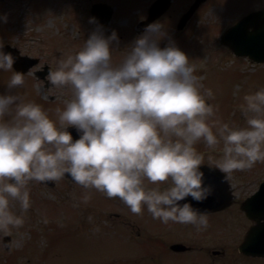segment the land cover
Masks as SVG:
<instances>
[{
	"label": "clouds",
	"instance_id": "clouds-1",
	"mask_svg": "<svg viewBox=\"0 0 264 264\" xmlns=\"http://www.w3.org/2000/svg\"><path fill=\"white\" fill-rule=\"evenodd\" d=\"M163 27L159 21L149 23L119 64L112 61V41L119 39L115 30L109 36L93 31L80 50L60 59L48 79L74 89L65 107L56 109L63 127L41 104L12 92L0 94V229L23 223V216L11 210L10 198L29 208L31 180H59L70 173L86 188L119 196L135 213L142 214L146 205L165 224L205 231L208 210L185 199L203 201L214 192L205 182L204 154L196 142L203 138L215 146L222 138L216 166L225 179L264 161V87L244 95L246 126L225 122L214 132L209 118L216 108L201 92L187 53L172 44L159 46ZM15 60L0 39V69H13ZM24 82L25 73L15 70L8 88ZM206 93L214 95L210 88ZM69 125L76 126L79 138L73 139ZM145 178L156 186H146Z\"/></svg>",
	"mask_w": 264,
	"mask_h": 264
},
{
	"label": "rangeland",
	"instance_id": "rangeland-1",
	"mask_svg": "<svg viewBox=\"0 0 264 264\" xmlns=\"http://www.w3.org/2000/svg\"><path fill=\"white\" fill-rule=\"evenodd\" d=\"M95 1H105L114 7L104 35L109 36L113 30L117 32L119 39L112 41V61L114 65L119 64L136 37L145 32L138 33L136 25L146 17L147 7L153 0H0V39L16 45L24 54L40 58L39 65L31 71L44 63L55 69L60 59L74 55L90 34L97 31L90 13ZM192 2L173 0L168 11L156 20L164 26L158 44L160 47L172 44L189 56L199 77L201 92L216 108L209 118L214 132L225 122L234 127L246 126L242 111L244 95L264 87V63L235 56L220 44L219 36L243 15L262 8L264 0H206L180 31L176 24ZM4 16L6 20L2 18ZM9 70L0 69V94L12 92L25 101L41 104L58 127L61 122L56 109L64 108V101L74 96L72 86L52 83L46 86L31 72L25 75L24 84L9 89L12 75ZM209 88L214 93L211 97L206 93ZM9 118L5 116V119ZM199 141L194 145L198 151L201 147L209 149L199 151L204 154L203 163L216 164L223 155L222 138L215 146L207 145L203 138ZM62 178L56 180L59 182L53 188L44 181L31 180L27 185L30 191L27 209L21 208L19 200L10 198L11 210L23 216V223L0 229V264L171 263L173 256L165 242L170 239V227L173 232L180 231L177 225L172 226L174 222L165 224L154 218L145 205L139 216L148 224L139 225L140 229L119 224L123 220L131 221L122 208L126 203L95 188L76 186ZM260 178H264V161H257L248 169L235 170L230 175L240 200L257 188ZM159 184L170 183L161 181ZM83 208H90L93 213L87 223L77 212ZM234 212L236 216L242 215L240 208L235 207ZM250 225L242 228L239 240L234 243L235 249ZM59 230L61 233L55 240L53 235ZM133 230L137 239L125 234ZM5 235H10L11 239L4 241ZM239 257L241 261L237 264H264L261 257Z\"/></svg>",
	"mask_w": 264,
	"mask_h": 264
},
{
	"label": "water",
	"instance_id": "water-1",
	"mask_svg": "<svg viewBox=\"0 0 264 264\" xmlns=\"http://www.w3.org/2000/svg\"><path fill=\"white\" fill-rule=\"evenodd\" d=\"M171 0H156L153 6L149 10V17L147 20L139 23L140 31L144 30L146 26L154 19L163 14L170 6ZM204 0H196L190 7V9L182 16L178 24L179 28H182L187 20L194 13L200 2ZM92 12L95 15V20L99 26V31L103 32L105 22L109 21L112 14L111 8L108 5L97 3L93 5ZM221 42L226 44L236 55L248 56L252 61L264 62V7L258 11L249 13L238 21L235 25L227 29L221 36ZM4 51L12 52L16 57L14 67L22 72H28L29 69L38 62L36 58H30L29 56H19L18 50L11 48L10 46H4ZM50 67L47 66L45 70L36 71L35 73L40 78H45L46 73L50 71ZM76 128V126H75ZM201 169L206 170L212 177H218L219 170L216 168L201 166ZM213 171V172H211ZM218 173V174H217ZM219 179L222 180L221 177ZM223 184L227 188L226 179L223 178ZM224 195L222 203H219V207H225L230 202V193L226 190H222ZM188 200L187 198H185ZM184 201H181L183 203ZM193 203V202H192ZM194 204V203H193ZM218 204V203H217ZM209 208V207H206ZM243 208L246 210L247 215L257 221L247 237L241 248L248 249L251 239H255L258 242L260 249L264 250V238L256 237L264 231V182L261 185L260 190L243 204ZM255 251H257L255 249ZM259 253H262L258 251Z\"/></svg>",
	"mask_w": 264,
	"mask_h": 264
},
{
	"label": "flooded vegetation",
	"instance_id": "flooded-vegetation-1",
	"mask_svg": "<svg viewBox=\"0 0 264 264\" xmlns=\"http://www.w3.org/2000/svg\"><path fill=\"white\" fill-rule=\"evenodd\" d=\"M146 182V186L148 187L156 186L147 178H145ZM160 186L164 187L162 184ZM217 187H219V184L214 186L216 190ZM234 189L232 186L231 190L234 193V198L231 205L224 209L208 211L210 224L205 231H197L195 226L191 224L172 223V226L177 225L180 231L173 232L170 227V239L165 242L166 249H169L170 255L173 256L170 264H237V262L241 261L239 256L245 258L254 257L240 252L239 245L235 249L234 243L239 240L242 228L252 224V221L246 218L244 212L241 211L242 215L240 217L236 216L234 212V208L239 209L243 199L251 193L244 195L240 200L238 198L239 195L236 194ZM221 195V190L214 194L215 197ZM114 198L125 204L119 196ZM125 207L126 217L131 221L123 220L120 222L121 224L133 229H140L139 225L148 224L147 221L140 218L141 216L138 213L131 211L128 205H125ZM82 216L84 222L87 223L89 222V218L91 219L93 216V213H91L90 208L85 209ZM238 229V233L233 232ZM135 232L133 230L125 234L136 238Z\"/></svg>",
	"mask_w": 264,
	"mask_h": 264
}]
</instances>
